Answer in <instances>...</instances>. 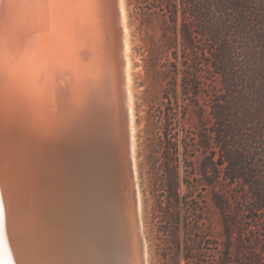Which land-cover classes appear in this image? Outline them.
<instances>
[{
	"label": "bare ground",
	"instance_id": "bare-ground-1",
	"mask_svg": "<svg viewBox=\"0 0 264 264\" xmlns=\"http://www.w3.org/2000/svg\"><path fill=\"white\" fill-rule=\"evenodd\" d=\"M125 0H0V264H149Z\"/></svg>",
	"mask_w": 264,
	"mask_h": 264
},
{
	"label": "rangeland",
	"instance_id": "rangeland-1",
	"mask_svg": "<svg viewBox=\"0 0 264 264\" xmlns=\"http://www.w3.org/2000/svg\"><path fill=\"white\" fill-rule=\"evenodd\" d=\"M124 2L132 61L137 172L149 264H253L249 259L252 256L258 264H264V211H240L231 199L223 213L215 204L216 195L234 197L240 189L234 184L198 188L190 199L194 196L200 199L202 212L195 215L180 207L178 217H173L172 223L167 222L175 211L164 209L163 159L168 147L164 121L171 139L178 138L177 148L173 145L168 152L172 165L177 166L182 177L187 173L183 136L196 142L201 129L211 125L206 91L211 93L217 80L206 66L209 59H203L200 48L202 45L211 51L216 43L206 37L203 44L198 43V48H186L171 19L152 0ZM189 68L190 72L196 69L201 76L200 88L187 84L184 74ZM200 106L205 108L201 118ZM188 154L187 161L194 167L186 179L194 181L198 176L194 168L198 167L203 154L199 150ZM185 190L183 183L181 192ZM237 200H241L240 196ZM184 216L188 217V225L184 224ZM229 218L231 233L227 235L225 219ZM192 225L202 230L198 245L193 244L194 237L187 230ZM185 253H188L187 258Z\"/></svg>",
	"mask_w": 264,
	"mask_h": 264
},
{
	"label": "trees",
	"instance_id": "trees-1",
	"mask_svg": "<svg viewBox=\"0 0 264 264\" xmlns=\"http://www.w3.org/2000/svg\"><path fill=\"white\" fill-rule=\"evenodd\" d=\"M152 2L171 19L186 48H198V43L203 44L206 37L216 43L211 51L202 45L200 48L203 59H209L206 66L217 80L211 93L206 91L211 125L201 129L196 142L183 136L187 173L182 177L177 166L172 165V156L168 152L173 145L177 148L178 138L171 139L164 121L168 142L163 159L166 175L162 183L164 209L175 211L173 216L169 213L167 222L172 223L173 217H178L180 207L200 214L203 209L200 199L190 197L198 188H215L220 183L240 187L233 198L225 194L215 196V204L221 212L226 211L231 199L240 211H264V0ZM190 71V68L186 69L184 74L187 84L200 88L201 76L196 69ZM204 111V107L198 108L200 118ZM181 122L184 123V117ZM198 150L203 154L198 167L194 168L198 176L189 181L186 178L194 166L187 161L188 152ZM183 183L186 190L181 192ZM237 196L241 200H237ZM187 218L184 216L185 225H188ZM231 222L230 218L225 219L227 235L231 233ZM187 230L194 237L193 244L198 245L201 228L192 225ZM227 254L225 252L224 256ZM184 256L187 258L188 253ZM254 258L249 259L258 264Z\"/></svg>",
	"mask_w": 264,
	"mask_h": 264
}]
</instances>
